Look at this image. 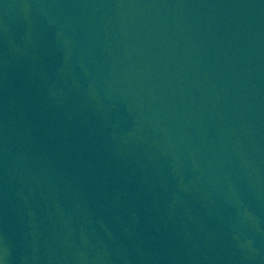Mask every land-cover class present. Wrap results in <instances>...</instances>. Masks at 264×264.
<instances>
[{
  "label": "water",
  "instance_id": "1",
  "mask_svg": "<svg viewBox=\"0 0 264 264\" xmlns=\"http://www.w3.org/2000/svg\"><path fill=\"white\" fill-rule=\"evenodd\" d=\"M0 264H264V0H0Z\"/></svg>",
  "mask_w": 264,
  "mask_h": 264
}]
</instances>
